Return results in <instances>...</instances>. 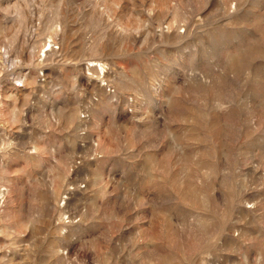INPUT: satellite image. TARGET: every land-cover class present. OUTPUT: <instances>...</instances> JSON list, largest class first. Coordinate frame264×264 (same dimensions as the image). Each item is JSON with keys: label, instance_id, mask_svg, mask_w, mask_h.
I'll use <instances>...</instances> for the list:
<instances>
[{"label": "rangeland", "instance_id": "374dc122", "mask_svg": "<svg viewBox=\"0 0 264 264\" xmlns=\"http://www.w3.org/2000/svg\"><path fill=\"white\" fill-rule=\"evenodd\" d=\"M0 264H264V0H0Z\"/></svg>", "mask_w": 264, "mask_h": 264}]
</instances>
